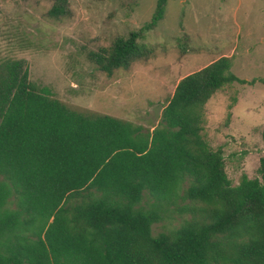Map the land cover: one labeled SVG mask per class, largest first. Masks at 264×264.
<instances>
[{
	"label": "trees",
	"instance_id": "trees-1",
	"mask_svg": "<svg viewBox=\"0 0 264 264\" xmlns=\"http://www.w3.org/2000/svg\"><path fill=\"white\" fill-rule=\"evenodd\" d=\"M166 1L87 60L110 76L147 57L138 41ZM67 10L68 0H54L48 16ZM255 81L220 57L182 77L145 130L70 110L29 81L24 60L0 62V264H264V155L258 178L232 186L221 149L201 136L211 96ZM260 139L264 152V124ZM173 211L189 217L153 236Z\"/></svg>",
	"mask_w": 264,
	"mask_h": 264
},
{
	"label": "rangeland",
	"instance_id": "rangeland-1",
	"mask_svg": "<svg viewBox=\"0 0 264 264\" xmlns=\"http://www.w3.org/2000/svg\"><path fill=\"white\" fill-rule=\"evenodd\" d=\"M53 2L0 0V62L24 60L29 81L47 87L70 110L151 130L182 77L230 57L234 76L256 81L213 94L204 105L201 136L210 149H221L232 186L241 175L258 178L264 155V84L257 81H264V0H167L163 18L138 41L151 53L110 76L86 55L138 31L154 0H68L58 19L48 16ZM188 217L173 211L151 233L175 229Z\"/></svg>",
	"mask_w": 264,
	"mask_h": 264
}]
</instances>
